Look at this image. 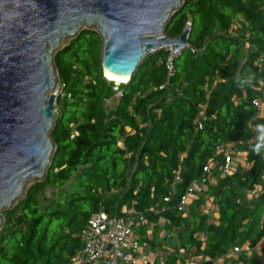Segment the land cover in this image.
I'll list each match as a JSON object with an SVG mask.
<instances>
[{
    "label": "trees",
    "instance_id": "obj_1",
    "mask_svg": "<svg viewBox=\"0 0 264 264\" xmlns=\"http://www.w3.org/2000/svg\"><path fill=\"white\" fill-rule=\"evenodd\" d=\"M188 21V46L173 58L169 78L168 50L159 48L127 81L108 79L93 28H81L55 51L62 91L54 149L44 177L2 209L0 264H70L89 215L130 202L147 217L136 228L147 250L161 247L146 264H264V155L250 148L264 136V0H183L166 34H179ZM253 74L251 87H238ZM222 143L236 153L229 172L216 151ZM210 158L203 191L179 209ZM46 186L57 194L43 204ZM168 236L175 240L161 241Z\"/></svg>",
    "mask_w": 264,
    "mask_h": 264
},
{
    "label": "water",
    "instance_id": "obj_2",
    "mask_svg": "<svg viewBox=\"0 0 264 264\" xmlns=\"http://www.w3.org/2000/svg\"><path fill=\"white\" fill-rule=\"evenodd\" d=\"M182 1L0 0V210L42 179L50 162L60 88L55 51L83 25L93 28L104 75L129 79L150 51L188 46V22L179 34H166Z\"/></svg>",
    "mask_w": 264,
    "mask_h": 264
},
{
    "label": "built area",
    "instance_id": "obj_3",
    "mask_svg": "<svg viewBox=\"0 0 264 264\" xmlns=\"http://www.w3.org/2000/svg\"><path fill=\"white\" fill-rule=\"evenodd\" d=\"M190 24V21H188ZM168 50V55L165 61L167 68V78L175 72L173 58L179 53L172 50L170 47H162ZM262 83V81H260ZM116 89V96L121 94V91ZM60 94H61V87ZM253 103L258 109L261 108L259 98H255ZM202 112H200L201 114ZM197 127H201L200 119H196ZM122 145V144H121ZM231 143L219 144L216 148L217 152H223L225 162L223 166L224 172H229L231 164L236 161V153L231 148ZM214 160L210 158L203 167L204 173L198 180L192 181L185 192L181 195L178 204L179 209H184L191 201L195 193L203 191V184L210 179V167ZM128 174L127 185L123 191L128 188L130 173ZM179 178V174L175 176ZM252 195L255 192L250 191ZM148 222L147 217L141 212H136L133 203L126 205L119 210L112 208L105 209L103 206L92 212L82 230L80 231L81 246L71 256L70 264H144L147 261L146 251L148 244L144 243L140 235L136 232V228ZM237 247H234L236 249Z\"/></svg>",
    "mask_w": 264,
    "mask_h": 264
},
{
    "label": "rangeland",
    "instance_id": "obj_4",
    "mask_svg": "<svg viewBox=\"0 0 264 264\" xmlns=\"http://www.w3.org/2000/svg\"><path fill=\"white\" fill-rule=\"evenodd\" d=\"M82 28H86L85 25H83ZM63 44H64V43H63ZM115 82H116V83H119V82H117V81H115ZM57 91H58V92H57V94L55 95L56 98L60 95V89H57ZM109 102H111V100H109ZM56 110H57V108H56ZM56 194H57V190H56V188H54V187H52V186H46L45 190L40 194L39 198H40V201L44 204V203H45L44 200H45L46 198H49V199H50V198H54V197L56 196ZM14 202H15V201H14ZM206 202H207V206H208V209H206V211H208V214H209L210 218H213V217H214V206H213V204H212V202H211L210 199H207ZM130 205H131V202L128 204V206H130ZM188 207H189V206H187L186 209H187ZM0 212L2 213V210H0ZM199 213L201 214V209L198 210L197 215H200ZM188 219H189V220H193L191 214L188 215ZM163 222H164L163 219H160V220H159V224H160V225H162ZM1 225H2V224H1ZM0 227H1V226H0ZM152 232H154V230H153ZM163 232H164V230H163ZM248 251L250 252V250H248ZM261 257H262V259L264 260V254L261 255ZM196 259H197V260L201 259V256H200V255H197V256H196ZM159 264H161V263H159ZM220 264H222V263H220Z\"/></svg>",
    "mask_w": 264,
    "mask_h": 264
},
{
    "label": "clouds",
    "instance_id": "obj_5",
    "mask_svg": "<svg viewBox=\"0 0 264 264\" xmlns=\"http://www.w3.org/2000/svg\"><path fill=\"white\" fill-rule=\"evenodd\" d=\"M254 79V74L250 77H247V82L245 84L244 81H241L240 83H237L238 87H251L252 82ZM260 126V125H258ZM251 151L257 155V156H262L264 155V136L260 137L259 142L255 143L254 145H250Z\"/></svg>",
    "mask_w": 264,
    "mask_h": 264
},
{
    "label": "crops",
    "instance_id": "obj_6",
    "mask_svg": "<svg viewBox=\"0 0 264 264\" xmlns=\"http://www.w3.org/2000/svg\"><path fill=\"white\" fill-rule=\"evenodd\" d=\"M129 203H127V205H128ZM160 219H163V218H160ZM148 232L151 234V233H153L152 231H151V227H148ZM157 234H158V237L160 238V237H163L164 236V232L163 231H160L159 233L157 232ZM166 240L167 241H172L173 242V240H175L173 237H171V236H168L166 239H164V240H161L162 242H166ZM161 247L160 246H158V247H156V249H155V251H146V255H147V260H152L153 259V257L154 256H156L157 254H159V253H161V249H160ZM144 264H146L145 262H144Z\"/></svg>",
    "mask_w": 264,
    "mask_h": 264
},
{
    "label": "bare ground",
    "instance_id": "obj_7",
    "mask_svg": "<svg viewBox=\"0 0 264 264\" xmlns=\"http://www.w3.org/2000/svg\"><path fill=\"white\" fill-rule=\"evenodd\" d=\"M106 75H107L108 78L114 79L117 82L127 81L128 80V78L126 76L114 75V74L107 73V72H106Z\"/></svg>",
    "mask_w": 264,
    "mask_h": 264
}]
</instances>
